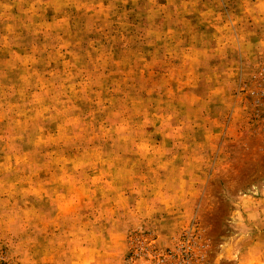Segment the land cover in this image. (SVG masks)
Here are the masks:
<instances>
[{
	"label": "rangeland",
	"instance_id": "rangeland-1",
	"mask_svg": "<svg viewBox=\"0 0 264 264\" xmlns=\"http://www.w3.org/2000/svg\"><path fill=\"white\" fill-rule=\"evenodd\" d=\"M0 264H264V0H0Z\"/></svg>",
	"mask_w": 264,
	"mask_h": 264
}]
</instances>
